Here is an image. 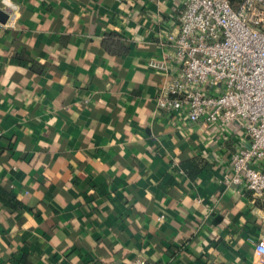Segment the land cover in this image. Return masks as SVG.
<instances>
[{
  "label": "crops",
  "instance_id": "crops-1",
  "mask_svg": "<svg viewBox=\"0 0 264 264\" xmlns=\"http://www.w3.org/2000/svg\"><path fill=\"white\" fill-rule=\"evenodd\" d=\"M7 9L0 264H259L264 196L222 181L233 140L155 110L175 0Z\"/></svg>",
  "mask_w": 264,
  "mask_h": 264
},
{
  "label": "built area",
  "instance_id": "built-area-1",
  "mask_svg": "<svg viewBox=\"0 0 264 264\" xmlns=\"http://www.w3.org/2000/svg\"><path fill=\"white\" fill-rule=\"evenodd\" d=\"M170 47L148 66L160 73L155 110L232 139L224 185H239L264 196V0H175ZM7 26L14 11L6 10ZM89 102V98L83 100ZM3 131L0 128V140ZM264 264V236L253 241ZM128 264H149L140 257Z\"/></svg>",
  "mask_w": 264,
  "mask_h": 264
},
{
  "label": "water",
  "instance_id": "water-1",
  "mask_svg": "<svg viewBox=\"0 0 264 264\" xmlns=\"http://www.w3.org/2000/svg\"><path fill=\"white\" fill-rule=\"evenodd\" d=\"M7 18L6 10H0V22L4 23Z\"/></svg>",
  "mask_w": 264,
  "mask_h": 264
},
{
  "label": "trees",
  "instance_id": "trees-1",
  "mask_svg": "<svg viewBox=\"0 0 264 264\" xmlns=\"http://www.w3.org/2000/svg\"><path fill=\"white\" fill-rule=\"evenodd\" d=\"M240 0H230L232 6L234 7Z\"/></svg>",
  "mask_w": 264,
  "mask_h": 264
},
{
  "label": "clouds",
  "instance_id": "clouds-1",
  "mask_svg": "<svg viewBox=\"0 0 264 264\" xmlns=\"http://www.w3.org/2000/svg\"><path fill=\"white\" fill-rule=\"evenodd\" d=\"M4 3L11 6V0H4Z\"/></svg>",
  "mask_w": 264,
  "mask_h": 264
}]
</instances>
